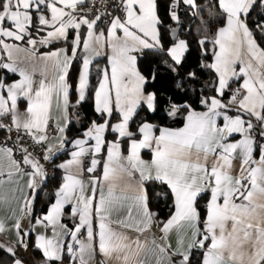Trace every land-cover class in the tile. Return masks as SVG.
Returning a JSON list of instances; mask_svg holds the SVG:
<instances>
[{"label": "snow or ice", "instance_id": "obj_1", "mask_svg": "<svg viewBox=\"0 0 264 264\" xmlns=\"http://www.w3.org/2000/svg\"><path fill=\"white\" fill-rule=\"evenodd\" d=\"M85 0H0V52L7 54V63L0 65L12 73H19L20 79L11 84L0 81V117L10 116L11 124L0 123V129L9 132L14 127L32 137L37 144L48 141L47 128L55 107L67 120L70 107L69 95L73 85L69 82L70 69L77 59L78 49L83 48L76 91L77 103L88 98L90 86V65L100 49L108 47V67L98 69L99 75L94 88H91L95 111L104 118L103 123L93 121L84 132L87 139H76L75 150L70 159L58 167L64 169L62 183L55 192L46 215L36 219V224L51 227L52 235L39 234L36 246L43 250L52 264H63L65 253L73 264H88L86 256L91 257L98 250L105 257L115 254L123 264H143L137 260L143 245L139 239L130 241L122 232L116 231L112 224L133 227L126 220L113 221L114 212L127 208L128 219H132L133 208L137 209L142 220L137 222L136 230L150 226L156 213L149 209V194L144 187L149 180L159 181L170 189L173 197L169 218L163 222L162 232L167 234L177 230V247L170 251L171 245H156L161 254L157 264H191L193 249H201V264H264V144H258L252 136L254 125L245 120L244 114L254 116L264 125V49L254 38L246 19L256 0H218L219 19L223 21L213 37L214 62L205 67L218 74L217 93L222 97L232 78H243V83L229 99L236 105L238 114L234 117L222 112L228 106L217 97L200 100L206 111L188 109L183 127L160 128L144 122L137 132L129 130L130 121L143 104L155 110L156 93L147 92L145 77L137 67V54L151 50L163 59L164 64L175 72L182 64L188 42L178 37L171 46L165 48L161 42L156 0H119L121 15L113 16L105 34L98 33L96 27L101 15L89 20L77 9ZM180 3L190 8L197 7L195 0H172L171 19L179 23L176 9ZM91 11V9H89ZM33 12L38 22V31L46 35L39 39L41 46L56 41H68L69 30L75 35L71 47H61L38 54L37 40L32 38ZM86 26V38L82 39L81 27ZM264 34V25H257ZM173 36L176 29H172ZM28 47H22L24 42ZM208 37L199 41L204 45ZM13 41V42H9ZM69 52L71 54H69ZM29 63V67L23 66ZM240 65L237 72L236 66ZM39 72L41 79L34 86L33 76ZM194 77L195 73H189ZM153 79L155 74H153ZM180 85L178 84L177 87ZM6 90V95L4 94ZM25 99L27 107L21 113L18 100ZM177 106L169 112L175 116ZM119 114V121L111 123L113 113ZM223 116V125L217 124V117ZM67 124L57 128L59 144H49L44 160H50L56 152L68 143L65 133ZM111 130L118 136L113 141L105 139V132ZM234 133L241 139L234 142ZM137 134L140 139H137ZM264 138V132H260ZM126 138L127 155L122 152V140ZM94 141V143H91ZM148 149L152 158H141V150ZM22 161L13 156V149L0 146V177L4 175L3 160L8 162L9 179L23 173L28 176L27 187L35 192L41 180L46 178L44 166L31 157L27 149ZM106 151V157L97 159ZM259 152L258 158L255 153ZM92 159L86 172L92 174L87 182L80 176L84 171L82 159L86 154ZM240 160L237 174H233V161ZM28 166L25 171L20 165ZM98 166L102 168L96 175ZM11 169H14L12 171ZM139 180L132 181L134 173ZM4 181L0 179V184ZM160 195V194H158ZM207 197L203 220L198 206L199 198ZM71 208V216L76 221L71 227L62 223L65 206ZM32 200L24 197L21 213L31 212ZM202 225V227H201ZM19 243L27 247L23 237L28 233L21 227L18 218L14 224ZM191 230V239L185 243L183 229ZM0 222V231H4ZM85 238H81V236ZM65 238H70V242ZM155 243V242H153ZM133 244L136 245L133 250ZM246 245L248 246L246 249ZM13 255L12 248L7 249ZM121 254H123L121 256ZM15 264H21L17 260Z\"/></svg>", "mask_w": 264, "mask_h": 264}, {"label": "crops", "instance_id": "obj_2", "mask_svg": "<svg viewBox=\"0 0 264 264\" xmlns=\"http://www.w3.org/2000/svg\"><path fill=\"white\" fill-rule=\"evenodd\" d=\"M170 1H172V0H170ZM82 5L83 4L78 6L77 11L81 15H85L86 13L84 12ZM217 5H218V0H217ZM35 15H36L35 12H33V27L30 28L29 30L32 33V38L37 40L36 48L38 49V54H41V53L46 52V51H52V50H55V49L61 48V47H68L70 49V47H71L70 41L72 40V38L75 35L74 30H69L68 41H63V42H61L59 44H55L53 46L52 45L47 46V47L41 46L39 44V39L46 35V30L45 31H38V28H37L38 22L35 19ZM86 15H87V18L89 20L93 19V17L89 16L88 14H86ZM222 24H223V21L220 24H217L215 26L213 37L216 33L217 28L222 26ZM108 26H109V22L106 24H102V23L98 22L97 27H96L97 33L100 30H104L105 34H106ZM80 31L82 34V39L86 38V34H87L86 26L82 25ZM178 38L183 39L181 37H178ZM26 40H27V37H25L24 42H16V43H20V45L22 47H28ZM9 42H13V41H9ZM169 46H171V44ZM214 50H218V48L215 45H214L213 52H214ZM100 53H101L100 55L94 56L92 58V63L90 65V72H91V68L93 65L95 66V65L101 64V69L109 66L108 65V56L110 55V49L108 47H104V48L100 49ZM69 54H71V53L69 52ZM83 55H84V52H83V48L81 45V48L78 49V52H77V59L79 60V68H78L76 78H75V89H76L79 70L81 68V63H82L81 58ZM98 59H101L102 62L101 63L97 62L96 60H98ZM7 62H8L7 61V54L0 52V65L7 63ZM213 62H214V56L212 54L209 65L212 64ZM23 66L29 67V63H25ZM239 67H240V65L237 64V66H236L237 72L239 71ZM3 69H4L3 67H0V71ZM214 72H215V70H214ZM16 74H17V77L15 79L8 80V81H2V82L6 85L15 82L16 80L20 79L19 73L17 72ZM215 75H216L215 76L216 77L215 78L216 85L214 87V94H216L215 96H218L219 94L216 91V88L219 86L218 85V74L215 72ZM33 79L35 81L34 86L38 85L39 80L41 79L39 72L34 74ZM0 80H2L1 74H0ZM233 82H237L239 85H242L243 78L241 77L239 79H237V78L230 79L229 83H228V87H230ZM95 86H96V84H95ZM146 91L147 92H153L152 90H147V89H146ZM4 94L6 95V90H5ZM205 97L206 96H202V98H205ZM207 97H209V96H207ZM230 97H231V92L229 93L228 96H226L224 98L221 97L220 99H221L222 103H224L225 105L228 106V108L229 107H235L236 108V105H231L228 103ZM75 100H78V93L76 90H75ZM92 106L95 110V103H94L93 96H92ZM26 107H27L26 100L23 98L19 99L18 100L19 111L21 113L25 112ZM228 108L227 109H221V111L222 112L226 111L227 115H229L231 117H234L238 114L235 112H229ZM171 110H172V108H171ZM194 110L198 111V112L199 111H206V108L204 107V105H202L200 108H197ZM113 115L114 116L111 117L110 120H111L112 124H115L119 121L120 117H119V114L115 111H114ZM186 116H187V113L183 117L182 122L176 126L156 124L153 121L145 119V120H142L141 122H139L137 129L142 123L148 122V123H151V124L156 126L155 134L159 135V129L160 128L176 129V128L183 127L184 123L186 122ZM107 118L108 117L105 115V117L103 119H107ZM243 118L245 120L253 121V125H255L257 127V131L259 133L264 132V125H262L259 121H257L254 116H249V115L244 116L243 115ZM69 119H70L69 108H68V112H67V120L64 119V117L61 115V113L59 111H57L55 109V107L52 109L51 119L49 121L54 123V125L56 126V130L53 133H49L47 131L48 141H47V143L42 144V146L45 150V153H46V149H47L49 144H53V145L59 144L61 134L58 131L57 124L59 123L60 126H64L65 124H68ZM103 119L98 120L96 122L97 123H103ZM92 122L93 121H91L83 129L82 133L76 134L73 137H71L69 142L65 145L64 149H62L64 151V153L62 155L58 156L56 158V160L52 161L53 165L55 167H57L58 172L60 174V180H59L58 184L54 185V186H50L49 188H43L42 183L44 180H41L39 182L38 187H40L42 198L46 199L50 193L53 194V196H52V199L47 202L45 208L38 211L37 213L36 212L32 213V210H33L32 207H33L35 192H33L32 190H30L27 187L28 176L21 173L19 175H13L11 177V179H9L7 176V172L10 170L8 168V162L6 159L3 160L4 175L2 177H0V179H2L4 181L2 184H0V222H3L5 230L0 231V248L4 249L6 251L8 248H12L14 250V253H15L14 255L9 252L10 254L13 255V258H12L10 264H15V262L17 260L21 261V264H27L26 260L23 259L21 256L26 258L28 261L33 262V264H52V262L49 261V259L44 256L43 250L39 249L36 246V238L39 234H44V235L49 236V237L52 235L51 227L44 228L42 225L36 224V219L42 218L44 215H46L48 208L50 207L51 203H53L55 201V192L58 190L60 183H62V177L64 174V169H61L58 166L61 163H64L66 160L70 159L71 158L70 157L71 151L75 150L74 144H72L70 142L74 141L76 139H87L86 137H84L83 134L91 126ZM223 122H224L223 116L217 117V124L219 126H222ZM10 124H11V117H10V121H9L8 125H10ZM129 130H130V128H129ZM109 133H110V135H109ZM251 134L253 137H255L256 132L253 131ZM63 135L66 137V130H65V133ZM117 136H118V134L112 132L110 129L105 132V139L107 141H113L117 138ZM136 138L140 139L141 137L139 134H137ZM230 139L232 142H234L236 140L241 139V135L238 133H234ZM121 140H122V138H121ZM91 143H94V141H92ZM127 144H128L127 139L122 140L121 147H122V152L124 155H127ZM0 146L11 148L9 145L3 144L1 142H0ZM62 150H60V151H62ZM60 151L56 152L54 156H56ZM254 155H255V158H258L259 152L257 151ZM13 156L16 160L22 161L23 157L19 158V157L15 156L14 154H13ZM31 157L34 158L32 155H31ZM104 157H106V151L102 152L96 158L97 159H103ZM52 158L50 160H52ZM141 158L146 160V161H150L152 158L150 150H148V149L141 150ZM34 159H36V158H34ZM91 159H92V155L90 153L86 154V156L82 159V167H83L84 171L80 172V176L83 180H85V182H87L89 180L90 176L92 175V174H89L86 172V168L88 166H90ZM20 167H21V169H24L25 171L30 170V169H28V166L24 165L23 163H21ZM239 168H240V160L236 159L233 161V174L234 175L238 173ZM11 170L14 171V169H11ZM101 171H102V168L100 167V169H99L98 173H96V175H99L101 173ZM136 180H139V173L138 172L134 173V176L132 178L133 182H135ZM24 197H27L28 199L32 200V206H31V212H25L22 214L20 211V208L24 204ZM171 197H172V195H171ZM172 201H173V197H172ZM206 201H207V197H205V207H206ZM150 211H151V209H150ZM172 211H174L173 208H172L171 212ZM169 214L165 218H163L162 221H160L159 223L156 222L157 219H155V217H154L151 221L150 226L145 227L143 224H140L139 226L144 228V230L143 231H137L136 225H137L138 221L143 219L142 216L139 214L137 209L133 208V211H132V217L133 218L128 219L127 208H123V209H120L118 212L113 213V216H112L113 221L126 220V222L128 224L133 225V227H123V226L118 225L116 223H113L112 227L116 231L124 233L129 238L130 241H135V240L139 239L140 244L143 245V250L140 252L137 260L143 261V264H157V257L161 254L158 252L156 245H171L170 251H175V249L177 247L178 235L181 234V233H178L177 230L174 229V230L170 231L167 234V237L165 238V234L162 232L161 229L163 227V222H166L167 219L169 218ZM205 215H206V212L204 209V213H203V216L201 218L202 220H203ZM18 218L21 221V227H22L23 231L26 233L30 232V234H31V243H30L31 246L37 248L39 250L41 256L32 254L28 246L25 247L24 244L19 243V240L21 237L17 235V232L14 228V224ZM61 222L68 225L69 227H71L72 224L76 222L74 220V218L71 216V208L67 205L65 206V212H64V216H63ZM201 227H202V225H201ZM182 234L185 235V243L187 244L188 240L191 239V230L185 228L182 230ZM81 238L83 239L85 237L82 235ZM23 239L25 241V236L23 237ZM65 239L70 242V238H65ZM153 242H155V243H153ZM247 247L248 246L246 245V249H247ZM135 248H136V245L133 244V250H135ZM122 255L123 254H121V256ZM86 259L88 261V264H123L122 260L116 259L115 254L109 258V257H105L98 250L95 252L94 255H92L91 257H88ZM56 264H59V262H56ZM63 264H73V261L67 255V253H65ZM133 264H136V261H133ZM165 264H168L167 260H165Z\"/></svg>", "mask_w": 264, "mask_h": 264}, {"label": "trees", "instance_id": "obj_3", "mask_svg": "<svg viewBox=\"0 0 264 264\" xmlns=\"http://www.w3.org/2000/svg\"><path fill=\"white\" fill-rule=\"evenodd\" d=\"M203 1V0H200ZM210 5L215 9L219 10L217 0H208ZM157 2V14L160 18L159 31L161 35V42L167 48L172 40L169 36V27L176 21L171 19L168 11V3L170 0H156ZM204 11L203 8H201ZM177 14L179 16V31L177 36L183 38L188 42L189 50L185 54V58L178 69L173 72L166 64L158 53L145 50L143 53L137 54V67L147 77L145 88L152 90L156 93L155 110L148 109L146 105H141L137 109V113L134 115L132 121H130L129 128L132 132H137V126L142 120H150L156 124L164 125H179L188 109L181 106L187 104L191 105L192 109L200 108V100L202 96H209L214 93V83L212 79L216 76L213 69L205 67L209 65L210 59L213 54V34L215 26L220 24L222 20L214 18L212 21L208 20L207 25L210 26L208 33H202L198 30L195 24L197 16L195 12L187 5L180 3L177 8ZM246 22L251 31H253L254 38L257 43L264 49V34L257 25H264V0H256L253 9L248 15ZM176 36V37H177ZM207 36L208 39L204 45H201L199 41L203 37ZM64 40L56 41L48 46L59 44ZM47 47V46H44ZM97 62L101 63L102 60L98 59ZM79 68V60L76 59L73 62V66L69 73V82L73 85V89L70 91V119L66 127V139L69 142L71 137L76 134L82 133L83 129L91 122L103 119L100 113H97L92 106V92L91 88L95 87L97 77L99 75L98 69H101V64L93 65L90 72V90L88 98L80 103L75 100V78ZM189 73H195L194 77H190ZM2 81H8L17 77L16 73H12L6 69L0 71ZM153 74L155 78L153 79ZM216 78V77H215ZM234 81V80H233ZM180 85L177 87V85ZM230 93V87L224 90L223 98L228 96ZM177 106L175 116H170L169 112L173 106ZM235 107H229V112H235ZM114 115H112L113 117ZM247 116V114H244ZM1 130V129H0ZM110 135V133H109ZM126 138H122L125 140ZM67 144V143H66ZM65 144V145H66ZM64 151H60L56 156L52 158V161L62 155ZM25 154V153H24ZM23 154V155H24ZM22 155V157H23ZM47 174V173H46ZM60 180V174L57 167L53 166V170L50 174L46 175L42 186L43 188H49L50 186L57 185ZM144 187L147 189L149 194V208L156 209L157 216L161 217V220H156L157 223L162 221L172 210V197L169 188L161 184L159 181L149 180L145 182ZM160 194V195H158ZM53 194H49L46 199L42 198L40 187H38L34 194L33 210L32 213L45 208L47 202L52 199ZM198 206L201 212V218L205 209V197L199 198ZM156 219V217H155ZM25 242L29 247L30 251L34 255H40L37 248L31 246V234L28 233L25 236ZM201 249H193L190 256L191 264H201L202 260ZM27 264H33L26 258ZM13 255L8 251L0 248V264H10Z\"/></svg>", "mask_w": 264, "mask_h": 264}, {"label": "built area", "instance_id": "obj_4", "mask_svg": "<svg viewBox=\"0 0 264 264\" xmlns=\"http://www.w3.org/2000/svg\"><path fill=\"white\" fill-rule=\"evenodd\" d=\"M171 3H168V11L171 12ZM84 12L89 16L95 18L97 14L107 13L101 15V20L98 21L102 24H106L110 21L113 16L121 15V10L119 8V0H85L82 5ZM91 9V11H89ZM177 11V9H176ZM240 85L237 82H233L230 86V92L232 93L239 88ZM10 121V116L0 117V122L8 125ZM56 130L54 123L49 121L47 131L53 133ZM255 139L258 144H264V138H261L259 132L256 133ZM0 142L9 145L13 149V154L19 158L22 157L24 151L27 149V153H30L34 158L39 160V162L44 166L45 172L50 174L53 170L52 160H44L45 150L42 144H37L31 136L25 134L23 129L19 132L13 127L12 131L9 132L7 128L0 130ZM100 166H98L96 173H98Z\"/></svg>", "mask_w": 264, "mask_h": 264}, {"label": "rangeland", "instance_id": "obj_5", "mask_svg": "<svg viewBox=\"0 0 264 264\" xmlns=\"http://www.w3.org/2000/svg\"><path fill=\"white\" fill-rule=\"evenodd\" d=\"M197 7L195 8H191L194 12L195 15L197 16V19L195 21V24L198 25L197 28L199 31H201L202 33H208L209 32V28L210 26L207 25V21L208 20H213L214 18H218V10H215L211 5H210V1L208 0H195ZM204 9V11H202V9ZM2 81V80H0ZM216 83H214V87H215ZM214 94V93H213ZM210 94L209 97H213L216 94ZM218 99L221 98V96H215ZM86 258H88V256H86Z\"/></svg>", "mask_w": 264, "mask_h": 264}, {"label": "water", "instance_id": "obj_6", "mask_svg": "<svg viewBox=\"0 0 264 264\" xmlns=\"http://www.w3.org/2000/svg\"><path fill=\"white\" fill-rule=\"evenodd\" d=\"M179 23H177V22H175V23H173L170 27H169V30H168V32H169V36H170V38H171V40H173V39H175L176 38V36H177V34H178V31H179ZM172 29H176V35L175 36H173V34H172ZM212 83H215V77L212 79ZM252 123H253V121H252ZM254 132H258L257 131V127L254 125V130H253ZM151 211L152 212H154V213H156V219L159 221V220H161V217L160 216H157V211H156V209H151Z\"/></svg>", "mask_w": 264, "mask_h": 264}]
</instances>
